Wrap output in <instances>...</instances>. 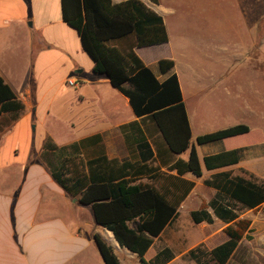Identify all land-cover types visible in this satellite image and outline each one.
Returning a JSON list of instances; mask_svg holds the SVG:
<instances>
[{
	"label": "crops",
	"instance_id": "crops-1",
	"mask_svg": "<svg viewBox=\"0 0 264 264\" xmlns=\"http://www.w3.org/2000/svg\"><path fill=\"white\" fill-rule=\"evenodd\" d=\"M123 1L126 0H112L113 3ZM139 1L161 16L164 25L166 24L164 8L159 0L156 4L149 0ZM166 44L145 48H159ZM145 48H134V53L158 81L162 82L170 74H176L185 106L188 98L200 96L208 90L213 94L211 98L215 95L233 103L242 101V104L236 107L237 111L222 116L225 120L236 119L234 124L224 129L236 125H246L249 128L248 134L198 145L195 140L192 141L194 127L187 113L191 145L195 147L200 161L201 176L196 177L191 173L180 176L181 179L192 182L194 186L178 206L174 220L182 211L190 214L204 205L200 203L198 208H192L196 205L192 194L197 184H204L214 174L230 172L232 176H241L239 173L244 170L264 180V150L261 149L264 148V139H250L253 134L262 132L261 128L252 122L253 119L264 118L262 92L255 90L254 84L249 80L245 83L233 82L223 73L221 76L211 73L208 82L199 77L186 80L183 78L180 63L178 70L173 62L170 73L162 75L157 65L160 58L148 62L140 55V51ZM257 51L264 56V36ZM249 54L250 51L247 56ZM92 67L93 62L83 50L77 32L62 20L61 0H0V78L24 106L19 119L12 126L5 128L9 132L0 145V264H104L94 235H98L112 248L120 264H139L138 257L121 248L111 232L95 224L89 206L79 204L77 197L66 195L52 180L49 171L38 159L42 147L34 153L30 144L34 124L39 117L51 114L59 91L73 88L70 110L81 115L87 132L80 138H72L63 144L55 142L50 135H46L45 139L50 137L56 145L63 146L98 135L108 159L143 164L136 147V141L141 136L148 142L153 153V158L146 164L155 169V172H145L140 181L151 184L161 192L160 187L168 185L166 175H177L175 171H169L168 167L176 159L186 161L188 151L180 155L170 154L154 124L150 120L137 118L128 99L112 87L104 75L94 74ZM225 67L229 66L226 64ZM68 80H73L75 86H67ZM206 83H209L208 88ZM244 86L251 90L245 92ZM247 94L256 98L257 104L249 101ZM71 127L77 129L74 124ZM17 139L21 140L22 148L15 143ZM253 148L260 150H252ZM232 150L238 151L237 164L210 171L204 168V157ZM20 152L21 158H18L17 154ZM154 173L161 175V178L157 181L151 180L150 177ZM180 186L184 188V184ZM211 189L214 196L216 191ZM172 195L166 193L168 199ZM207 203L208 201L205 202ZM260 208L262 209L257 213H260L259 217L264 218V204L258 209ZM252 211L254 210H246L239 215V219L251 220V227L256 220V216L250 215ZM173 221L164 228L159 237L152 239V244L144 255L146 261H151L163 249H156L155 240L170 228ZM216 224L221 225L219 230L223 236L222 231L229 224L216 218L211 225L202 223L200 226L213 228ZM136 226V223L129 224L132 229ZM224 240L226 238L223 237L221 242ZM243 240L244 238L238 247ZM164 248L173 253V259L166 264L174 262L190 250L178 252L173 250L170 244ZM152 250L154 251L151 257L147 259ZM127 254L132 256L130 261H127ZM119 255L123 256L125 261H122Z\"/></svg>",
	"mask_w": 264,
	"mask_h": 264
},
{
	"label": "trees",
	"instance_id": "trees-1",
	"mask_svg": "<svg viewBox=\"0 0 264 264\" xmlns=\"http://www.w3.org/2000/svg\"><path fill=\"white\" fill-rule=\"evenodd\" d=\"M157 3L158 0H149ZM62 20L74 29L81 46L93 62L92 72L104 75L112 87L128 99L137 118L150 120L160 133L172 155L188 151L187 160H174L168 167L176 176L166 175L168 185L160 190L141 182L145 172L153 173L147 162L153 158L148 142L140 136L136 141L141 163L110 160L105 155L101 138L94 135L68 145L58 146L50 137L44 140L39 161L47 168L52 180L78 203L89 206L97 226L112 233L121 248L138 257L139 264H166L173 253L164 248L151 261L144 255L164 228L175 219L177 208L194 184L180 178L185 173L201 176L191 130L176 74L160 82L134 53V48L165 44L168 35L161 16L139 0L113 3L112 0H61ZM159 73L169 74L174 63L160 59ZM24 109L12 89L0 78V131L12 126ZM246 125H236L196 137L198 145L245 135ZM238 151L232 150L204 157L207 171L235 165ZM243 176L221 172L204 184L216 193L189 217L194 225H211L214 218L225 224L215 239L219 242L208 249L201 243L187 252L195 264H228L239 242L250 232L251 221L239 219V208L256 210L264 204V180L241 170ZM161 175H152L157 181ZM184 184V188L180 186ZM177 192V194H176ZM166 193L172 195L166 197ZM211 210V212H209ZM136 223L132 229L129 224ZM226 240L222 241V238ZM94 241L104 264H120L112 248L98 235Z\"/></svg>",
	"mask_w": 264,
	"mask_h": 264
},
{
	"label": "rangeland",
	"instance_id": "rangeland-1",
	"mask_svg": "<svg viewBox=\"0 0 264 264\" xmlns=\"http://www.w3.org/2000/svg\"><path fill=\"white\" fill-rule=\"evenodd\" d=\"M159 2L164 8L163 16L169 39L166 45L159 48L142 49L140 51L142 58L148 62L156 58L171 59L176 70L180 63L183 78L186 80L199 77L208 82L211 73L218 76L223 73L233 82L245 83L249 80L254 84V89L262 92L264 97V56L257 51L264 36V0H159ZM249 51L250 54L247 56ZM226 64L230 68H226ZM206 84L208 88L209 83ZM243 90L249 92L251 89L244 86ZM73 92V88L59 91L51 114L41 115L34 124L35 129L30 140L34 153L42 147L46 135L63 144L72 138H80L87 132L81 115L70 110ZM211 95L213 94L208 90L186 101V111L194 127L193 142L195 136L224 129L236 122V119L225 120L222 116L233 114L242 101L233 103L224 97L217 98L214 95L211 98ZM248 97L249 101L257 104L256 98L247 94L246 98ZM252 122L259 126L262 132L253 134L250 139H264V118H256ZM72 124L77 129L72 128ZM7 132L8 129L0 132V145ZM15 143L19 147L22 145L20 139L15 140ZM252 150L258 151L260 148ZM17 155L21 158V152ZM239 174L249 179L248 175L242 172ZM253 176L257 181L263 180ZM192 195L196 201L192 208H198L200 203L205 204L213 197V190L199 183ZM238 208L240 214L246 211ZM261 209L250 213L256 216L255 223L244 236L228 264H264V218L259 217L260 213H257ZM185 213L182 211L170 228L155 240L156 249H164L170 244L173 250L179 252L204 244L205 240L208 243L204 245L210 249L219 242L215 238L220 235V224L213 228L194 225L189 214ZM153 251L146 257L147 259L151 257ZM120 258L125 261L123 256ZM131 258L132 256L127 254V261ZM170 264L195 263L184 254Z\"/></svg>",
	"mask_w": 264,
	"mask_h": 264
},
{
	"label": "built area",
	"instance_id": "built-area-1",
	"mask_svg": "<svg viewBox=\"0 0 264 264\" xmlns=\"http://www.w3.org/2000/svg\"><path fill=\"white\" fill-rule=\"evenodd\" d=\"M66 84H67V86H69V87H73V86H75V82H74L73 80H68V81L66 82Z\"/></svg>",
	"mask_w": 264,
	"mask_h": 264
}]
</instances>
